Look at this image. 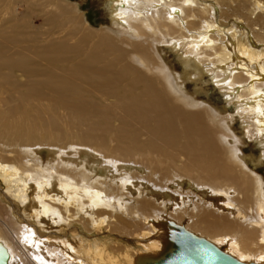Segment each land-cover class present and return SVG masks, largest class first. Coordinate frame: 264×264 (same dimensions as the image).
Masks as SVG:
<instances>
[{
    "label": "bare ground",
    "instance_id": "obj_1",
    "mask_svg": "<svg viewBox=\"0 0 264 264\" xmlns=\"http://www.w3.org/2000/svg\"><path fill=\"white\" fill-rule=\"evenodd\" d=\"M31 1L0 0L6 5L0 8V89L11 92L6 105L13 102L15 109L25 104L33 109L32 100L50 105L36 111L42 120L47 115L75 121V132L59 134L77 137L78 144L60 149L49 142L40 147L49 151L46 163L25 157L14 170L25 193L14 196L18 200L4 195L8 206L0 202V245L7 264H153L165 253L173 259L186 250L175 248L180 229L241 263L264 264V221L254 235L253 220L243 216L248 201L256 217L264 210L263 178L254 171L264 167V0H109L111 27L134 39H123L122 46L109 33L99 38L84 29L61 0L53 6ZM20 3L23 8L16 9ZM45 6L56 13H43ZM68 23L72 26L65 32ZM159 45L170 48L181 75L164 65ZM206 76L226 106L235 108L240 140L220 122L212 125L219 110L204 102L198 107L178 91L177 82L197 87ZM195 94L200 97L203 89L195 88ZM24 115L30 119L31 111ZM64 118L56 120L57 127L61 120L70 129ZM247 141H256L259 157L243 152ZM170 151L183 164L186 158V168L200 181L190 179L184 195L183 176L174 191L160 190L129 160L144 153L173 160ZM193 200H202L200 214ZM161 208L164 212L148 214ZM225 210L236 220L230 221ZM191 213L200 222L198 230L171 216ZM219 222L225 231L218 229ZM74 224L90 234L106 225L108 237L133 231L144 253L120 246L103 258L97 245L77 238L81 231ZM41 226L68 227V232L60 237ZM234 233L241 236L235 240ZM71 241L79 242L85 258Z\"/></svg>",
    "mask_w": 264,
    "mask_h": 264
},
{
    "label": "rangeland",
    "instance_id": "obj_2",
    "mask_svg": "<svg viewBox=\"0 0 264 264\" xmlns=\"http://www.w3.org/2000/svg\"><path fill=\"white\" fill-rule=\"evenodd\" d=\"M108 1L109 0H61L60 2L66 5L65 7L68 8L69 10H73L74 13L70 11V14L81 19L84 29L86 28L88 31L92 32L93 34L96 33V37L103 38V37H106L107 34L109 33V35L114 40H116V42L120 46H122L123 42H125L123 39H126V40L129 39L131 41H134V39L130 37L132 35H129V34L126 35V33L122 32V29H114L111 27L109 23V17H108L109 10H108V7L106 6V3H108ZM34 2H36V0L31 1V3H34ZM42 3L53 6L56 3H58V0H43V1L38 2V4L36 5H42ZM5 7L6 5H4L3 3H0V8H5ZM20 8H23L22 3L16 5V9H20ZM40 10L43 11V9H40ZM49 12L50 14H55L56 10H53L51 7L47 8L45 6V10L43 13L48 14ZM5 15L6 14H4L3 17H7ZM66 19H68V17ZM71 26H72L71 23L66 24L65 32H67V30H69L70 29L69 27ZM71 40L72 42L75 41V39L73 38ZM94 43L95 42L92 40V43L87 46H84L83 49H85V51L87 52L90 45ZM159 47H160L159 48L160 56L163 60L164 65L168 67L172 75L173 74L176 76L181 75L180 65L177 62L176 57L170 53V48H168L167 46H162V45H159ZM30 57L31 59L36 60L35 56L30 55ZM16 75L20 76L19 73H16ZM19 81L20 83L25 82L23 77H21ZM208 81H210V78L206 76L203 80V82L205 83L202 82L203 84L202 83L198 84L197 87L203 89V94L200 97L195 94V88L197 87L193 84L186 83V85H184L182 81H179L176 83V86L180 94L187 99H191L195 101L194 104H196V106L201 107L202 105L201 103L204 102V104L208 106L209 108L219 110V113H218L219 118L217 116L218 118L217 121L215 122V124H212V125L217 126L218 122H220L222 126H224L225 128L227 127L226 128L227 132L233 138L240 140V138H243L244 136H243L242 129H241L240 119H239V116L235 108L226 106V104L224 103L222 99V96L220 95V92H218L217 89H215V86ZM22 93H25V92H23L22 90ZM7 96L12 97L11 92L7 90V88L6 90L5 88L4 89L1 88L0 89V165H1L0 166V202L3 200V204L4 203L7 204V201L4 200V195H7L11 200H14V199L18 200V198H14V196L19 197L21 194L25 193L24 187L17 180H15L16 178L14 176L15 175L14 170L18 168V165L22 164V160H24L25 157L26 159H28L29 162L32 160L34 164H37L40 161L43 163H46L48 161L49 151L46 150L47 148H43L41 150L40 147L46 146V144H48L49 142L56 143L60 149L70 148L71 146H75L78 144L77 137L66 139L65 134L64 136L59 134V133H63L64 131H67V133H69V131L75 132L73 130V127L75 126V121L73 120L69 121L65 119L64 117H59V118H56V120L64 118L69 123L70 129H67V127H65L64 124H62L61 120L58 122V127H57L56 120H52V118L47 115H45L44 119L42 120L40 116L36 114L37 110H45L46 108L50 106L49 104L46 103L43 105H39L36 102L29 100V103H31L34 106L33 109L30 108L32 106L29 107V105H26V104L23 106L22 109H15V107H13V102L7 103L6 105ZM10 108H12L13 110L12 115H10L9 113ZM30 111H31V118L28 119L26 118L24 113L25 112L29 113ZM56 134H59V135H56ZM233 138L232 139L229 138L228 141L226 142L232 145ZM251 142H248L245 144L243 143L244 144V146L242 145L243 152L246 153L247 155H253L255 157H259L261 150L258 149L257 144L255 143L256 141H251ZM170 154L173 156V160H165V159L157 160L158 158H160V156L155 153L153 155L144 153L138 156H132L130 157L129 160H131V162L134 165H138L144 168L146 170V175L145 173H142V175L144 174L146 179L149 178V181L151 182L152 186L160 190H167V191L173 190V188L178 184L177 179L183 176L180 180L184 181V187L182 190V195H184L185 191L189 189V185H188L190 183L189 180L190 179L195 180L197 183H200L199 178L197 177V174H195L193 171H190L188 168H186L188 165V160L186 158H184L185 163L183 164L179 160L175 152L170 151ZM123 159L125 160L126 158L123 157ZM6 168L8 170L12 169L11 171L9 170L10 173H7V175L3 174L4 173L3 171ZM100 171L101 170L98 169V172ZM254 171L258 175H260L261 179L263 178V182H264V167H262L259 170H254ZM184 175H190L192 178H190V176L187 177ZM4 176H6V178ZM178 192L180 191H177L176 193ZM191 199L192 198H189V200ZM261 200H262V196H261ZM201 201L193 200V203L196 206H199V208L197 209V214H200V211L203 209V202ZM226 202H231L234 206H236V201L227 200ZM0 206H3V205L0 203ZM238 209L240 208L237 206L236 210L238 211ZM244 209H246V212L243 214V216H246L248 217V219L253 220L251 222L250 232H253L255 235L257 233L256 232V227H258L257 223L259 221H264V210H260V215L256 217L254 204L251 201H248L243 206V210ZM243 210L241 212H243ZM227 211L225 210V212L227 213L225 214V216L229 217L230 221L232 222L235 221L236 220L235 218H237V215L234 212H231V210H227ZM159 212H164V209L162 208L156 209L154 211H151L148 214L154 215L155 213H159ZM20 213L24 216L25 219L27 220L29 219V216L27 214H26L27 216L24 215V211L22 208L20 210ZM171 216L175 218L176 220H178V222L183 221L186 224H189V225L192 224L194 228L198 230L200 222L196 218H192V216H195V214L191 213L185 216L183 215L175 216L174 214H172ZM34 219L38 225V217ZM184 219L186 221H184ZM73 226H74L73 228L79 229L81 231V233H79V237L77 238L78 239L81 238L84 241H87L88 243H90L91 245H97L99 247L98 248L99 251H101V256H103V258L107 256V253L113 252L112 249L113 250L119 249L120 246L126 247L131 250L142 252V250H140L142 249V247L137 246L134 243V240L132 239L133 237H131L132 234H134L133 231L128 232V233L122 232L121 237H117V236L108 237V231H107L106 225L104 227L96 228V230L97 229L98 230L92 231L93 232V233L91 232L92 234H90L89 232L87 233L84 227L80 224H74ZM217 226L220 231H225L221 228V222L217 223ZM40 228L44 231L48 230L45 233H50V232L55 231L60 237L61 236L63 237L62 235L64 234L63 232L65 231L68 232V227H64V228L59 227L58 229H55V230L45 229L43 226H41ZM204 228L203 226H201L199 229L204 231L205 230ZM13 229L14 228L11 226L10 231H13ZM1 231L9 239H11L10 232H5L3 227L1 228ZM138 234H139V231H138ZM46 235L47 236L45 238L51 236L52 234L51 235L46 234ZM87 236L89 237V239ZM240 236L241 235L237 233H234L231 235V237L235 240H237ZM61 240H66V239L61 238ZM71 242H73L74 247L78 251H80L79 256H83V258H85L86 255L82 252V248L80 247L79 242L78 241H71ZM94 247H93V252H95V249H96V247L95 248ZM224 248L228 249L225 246ZM121 253L122 255L119 256L120 261L124 260V252L121 251L120 254ZM109 263H110L109 260H105L102 264H109Z\"/></svg>",
    "mask_w": 264,
    "mask_h": 264
},
{
    "label": "water",
    "instance_id": "obj_3",
    "mask_svg": "<svg viewBox=\"0 0 264 264\" xmlns=\"http://www.w3.org/2000/svg\"><path fill=\"white\" fill-rule=\"evenodd\" d=\"M179 231L180 240L178 241V244H176L175 248L180 251L182 249L186 250L173 259H170L171 253H165L153 264H244L228 255H225L215 246L194 236L184 229H180ZM7 257L8 254L6 250L0 245V264H7Z\"/></svg>",
    "mask_w": 264,
    "mask_h": 264
}]
</instances>
